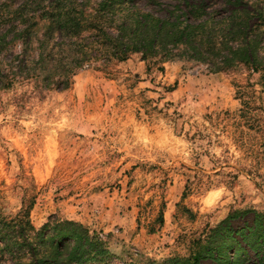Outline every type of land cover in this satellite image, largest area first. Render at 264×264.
Masks as SVG:
<instances>
[{
    "label": "rangeland",
    "instance_id": "rangeland-1",
    "mask_svg": "<svg viewBox=\"0 0 264 264\" xmlns=\"http://www.w3.org/2000/svg\"><path fill=\"white\" fill-rule=\"evenodd\" d=\"M163 67L148 71L135 54L80 71L67 90L1 92L9 210L36 187L37 228L78 221L118 257L156 261L189 256L190 241L232 210L264 211L261 74Z\"/></svg>",
    "mask_w": 264,
    "mask_h": 264
},
{
    "label": "trees",
    "instance_id": "trees-1",
    "mask_svg": "<svg viewBox=\"0 0 264 264\" xmlns=\"http://www.w3.org/2000/svg\"><path fill=\"white\" fill-rule=\"evenodd\" d=\"M135 54L148 71L183 61L246 69L264 84V0H0V93L67 90L80 71ZM35 188L16 212L0 190V264H264V211L232 210L187 257L124 259L81 222L50 217L37 228Z\"/></svg>",
    "mask_w": 264,
    "mask_h": 264
}]
</instances>
